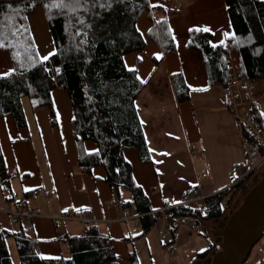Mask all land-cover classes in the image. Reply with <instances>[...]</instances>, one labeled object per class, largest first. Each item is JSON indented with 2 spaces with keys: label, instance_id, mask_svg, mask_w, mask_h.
<instances>
[{
  "label": "crops",
  "instance_id": "0c3cea01",
  "mask_svg": "<svg viewBox=\"0 0 264 264\" xmlns=\"http://www.w3.org/2000/svg\"><path fill=\"white\" fill-rule=\"evenodd\" d=\"M148 4L151 20L142 16L136 24L146 40L145 47L141 52L125 55L123 60L126 68L135 70L143 83L135 107L150 161L141 162L134 147L124 149L123 156L131 165L135 183L149 200L150 212L147 214L152 215L164 205L179 203L183 194L194 186L209 196L236 183L242 186L248 176V165L235 116L225 103V88L208 79L209 67L202 55L206 42L201 33L212 35L211 45L229 41V36L224 40L215 38L217 29L224 30L225 34L231 31L224 1L217 11L207 10L211 5L207 0H148ZM220 12L219 21L208 19L210 13L217 16ZM163 17H166L176 45L174 52H165L159 39L154 41L148 37L152 27L156 32L155 18ZM203 22H209V25ZM205 28L208 31H202ZM176 74L183 76L188 87V98L183 102L176 99L172 79ZM263 88L264 79L255 80L254 89ZM51 99L55 114L61 110L55 123L47 107L33 108L29 99L24 101L23 98L24 125L17 126L11 115L0 118V149L12 196L8 199L0 187V229H23L37 242V252L42 258H59L64 254L61 238L82 234L90 226H96L111 238L114 253L120 259H126L132 252L137 258L139 253L134 246L143 243L150 264H155L151 252L157 251V256L164 249L149 240L151 228L141 234L148 219L143 221L133 205H123L131 201L130 192L122 188L116 194L104 181L102 166L92 168L89 175L80 171L68 93L56 88L51 92ZM63 110L68 119H60ZM254 111L264 128V98L254 103ZM83 146L88 153L97 150V145L90 140L83 142ZM158 165L161 166L159 170ZM245 166L247 170L240 174ZM185 171L190 172V179L184 175ZM67 209L77 215L84 213L96 221L54 223L51 217ZM10 211L35 215L29 220L15 221ZM127 222H132V228ZM185 225L181 229L189 234H199L201 230L188 217ZM164 226L162 220V228ZM130 232L140 237L137 244L130 241ZM200 233L206 235L203 231ZM165 235L160 233V237ZM176 240L177 236L173 235L172 242L160 245L165 246L166 251H173ZM170 244H174V249H167ZM139 251L142 253L143 248Z\"/></svg>",
  "mask_w": 264,
  "mask_h": 264
},
{
  "label": "trees",
  "instance_id": "16d2710c",
  "mask_svg": "<svg viewBox=\"0 0 264 264\" xmlns=\"http://www.w3.org/2000/svg\"><path fill=\"white\" fill-rule=\"evenodd\" d=\"M223 1L231 24L230 49L239 55L240 73L250 80L264 79V0ZM38 7L45 8L54 44V53L47 60L39 58L27 21V16ZM149 10L148 0H79V3L73 0H0V44L3 45L0 52L8 54L11 64L0 70V118L11 115L17 126L24 125L21 100L27 97L31 107H47L55 123L51 92L56 88L66 90L72 107L71 128L78 168L89 175L92 168L102 166L104 181L116 194L122 188L130 192L131 201L123 205H133L143 221L148 219L141 234L149 230L158 214H147L149 200L135 183L131 165L123 156L124 149L134 147L141 162L150 161L135 107L143 83L135 70L126 68L123 57L144 49L146 40L136 24L142 16L151 20ZM155 21L156 32L152 27L148 37L154 41L159 39L165 52H174L176 45L166 17L155 18ZM201 34L206 42L202 55L209 67L208 79L225 88L228 81L223 62L227 52L225 43L211 45L212 35ZM182 77L181 74L172 76L179 102L188 98V87ZM87 140L97 145L96 152L84 150L83 142ZM236 186L238 183L208 196L202 209L181 207L174 213L191 218L198 226L199 218L218 219L224 209V195ZM0 187L11 199L1 149ZM9 237L15 241L20 264L121 262L114 253L111 238L96 226L67 237L68 258H42L37 252V242L23 229H0V264H12L6 245ZM208 252L209 248L197 258H204ZM126 261L138 264L134 252Z\"/></svg>",
  "mask_w": 264,
  "mask_h": 264
},
{
  "label": "rangeland",
  "instance_id": "374dc122",
  "mask_svg": "<svg viewBox=\"0 0 264 264\" xmlns=\"http://www.w3.org/2000/svg\"><path fill=\"white\" fill-rule=\"evenodd\" d=\"M209 4V7L207 10H216L217 8H220L221 2L223 3V0H207ZM45 8L38 7L36 10L27 17V21L29 24V29L32 34V38L38 53V56L40 59H43L44 57H49L54 52V44L53 39L49 30V27L46 23V18L44 15ZM222 12L220 14H213L210 13L208 16V19L211 21H219L217 17L221 16ZM220 18V17H219ZM209 25V22H203V24ZM222 25V24H221ZM215 38H219L220 40H224L225 37L230 36L232 31H229L227 35L224 33V30L217 29L215 30ZM185 58V55L183 56ZM10 59L8 54L3 51L0 52V70L6 69L8 66H10ZM27 97H24L23 100L27 101ZM56 110V109H55ZM59 110L56 112L57 118L59 119L58 114H60ZM60 119H68L66 111L63 110L62 117ZM186 164H184V168H186ZM160 165H158V170L160 169ZM264 168V162L257 168L254 172H252L250 175H248L243 181L245 184H242V186L238 185L232 190H230L227 194L224 195V199L222 202L223 205V212L222 216L215 220H203L202 218H199V226L201 227L200 232H204L206 235H202L200 232L199 234H189V231H186L185 229L179 228L178 230H175V233L168 230L165 232L164 237H160V233H163L165 231V227L167 226V223L165 222V226L162 228V218L156 217L155 221H153V224L151 225V234L149 237L150 241H155L156 244H158L159 248L164 249L161 252V255H157V251L151 252V256L155 257V264H209V261L212 257L213 252L217 250H221V247L218 246V239L219 235L217 234L219 232L218 229L210 230L212 227H218L221 226V221H226L231 214L232 209L239 203V200L242 196V193L245 192L253 183H249L253 179H258L261 176L262 169ZM244 170H247V166L242 168L240 170V174L243 173ZM184 175L188 176L190 179V172L185 171ZM256 177V178H255ZM171 180V178H170ZM255 180V181H256ZM125 189V188H124ZM119 200H116L118 202ZM203 206H201L200 209H202ZM191 219V218H190ZM190 221H187L186 223H189ZM127 225L129 228H132L133 225L132 222H127ZM131 231V230H129ZM177 231V233H176ZM130 235L128 236L130 238V241L135 242L134 244H137V241H139L140 237L137 235L135 236L134 233L130 232ZM173 235L176 237L177 240L175 242L176 249L173 251H166L165 246H161L160 243L167 244L173 241ZM67 237L65 236L61 238V246L63 247V257L68 258L70 253L68 249L67 244ZM143 237V236H142ZM145 239H143L144 241ZM7 248L9 251V255L11 258L12 264H20L18 253L16 250V246L14 243V240L9 238L6 241ZM141 244V241L138 242V245ZM210 244V246H209ZM145 244L143 243L138 247L137 245L134 246V249H136V252L139 253V256L137 254L138 258V264H150V259L146 251H144ZM140 248H143L142 253L139 251ZM209 248V252L207 256L204 258L198 259L197 255L199 253H202L205 251V249ZM154 253V254H153ZM160 256H163V259H160ZM120 264H127L128 262L126 259H120ZM244 264H264V233L260 237V239L254 244V246L251 249L250 254L248 255L246 261Z\"/></svg>",
  "mask_w": 264,
  "mask_h": 264
},
{
  "label": "built area",
  "instance_id": "2783aa9c",
  "mask_svg": "<svg viewBox=\"0 0 264 264\" xmlns=\"http://www.w3.org/2000/svg\"><path fill=\"white\" fill-rule=\"evenodd\" d=\"M227 52L223 56L228 71V81L225 87V103L227 108L234 114L236 128L243 140V150L245 153L248 170L247 175L254 172L264 162V128L260 125L259 119L255 115L254 103L264 98V88L254 89L255 80H250L240 73V59L236 51L230 49L231 42L226 41ZM209 195H204L198 186L186 191L179 203L164 205L156 213L167 223L164 235L168 230H178L185 227L187 219L184 215H176L174 211L181 207L200 209L204 205L205 199ZM15 221L25 218L29 220L35 214L32 212L23 213L20 211H10ZM54 223L64 221H82L92 223L96 219L87 217L84 213L75 214L71 209H67L59 215L52 216ZM198 228V225L195 226ZM174 244H170L167 249H174Z\"/></svg>",
  "mask_w": 264,
  "mask_h": 264
},
{
  "label": "water",
  "instance_id": "95a60500",
  "mask_svg": "<svg viewBox=\"0 0 264 264\" xmlns=\"http://www.w3.org/2000/svg\"><path fill=\"white\" fill-rule=\"evenodd\" d=\"M264 169V168H263ZM264 170L218 227V246L209 264H243L264 232Z\"/></svg>",
  "mask_w": 264,
  "mask_h": 264
},
{
  "label": "snow or ice",
  "instance_id": "6c2138e0",
  "mask_svg": "<svg viewBox=\"0 0 264 264\" xmlns=\"http://www.w3.org/2000/svg\"><path fill=\"white\" fill-rule=\"evenodd\" d=\"M73 2H75V3H79V0H73ZM202 31H208V29L207 28H205V29H202ZM227 35V34H226ZM0 46H3L2 44H0ZM43 59H45V60H47L48 59V57H44ZM195 90V89H194Z\"/></svg>",
  "mask_w": 264,
  "mask_h": 264
},
{
  "label": "flooded vegetation",
  "instance_id": "af4514ba",
  "mask_svg": "<svg viewBox=\"0 0 264 264\" xmlns=\"http://www.w3.org/2000/svg\"><path fill=\"white\" fill-rule=\"evenodd\" d=\"M255 178H256V177H255ZM255 180H256V179L251 180L250 183L255 182ZM221 223L224 224V221H221Z\"/></svg>",
  "mask_w": 264,
  "mask_h": 264
}]
</instances>
